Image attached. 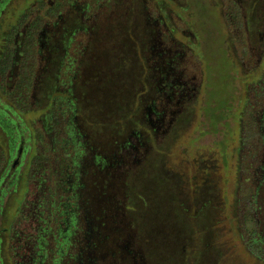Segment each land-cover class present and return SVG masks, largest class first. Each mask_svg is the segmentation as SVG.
I'll list each match as a JSON object with an SVG mask.
<instances>
[{
	"label": "rangeland",
	"instance_id": "obj_1",
	"mask_svg": "<svg viewBox=\"0 0 264 264\" xmlns=\"http://www.w3.org/2000/svg\"><path fill=\"white\" fill-rule=\"evenodd\" d=\"M227 4L224 0H123L120 7L102 5L91 15L99 19V44L87 54L100 61L104 88L99 84L97 90L84 83L91 75L87 70L77 79L82 84L66 78L56 92L37 88L49 70L43 57V26L37 41L42 61L22 119L30 130L22 126L20 136L10 135L0 124V168L11 155L12 163L18 162L21 181L39 180L36 170L53 168V142L60 139L62 126L67 133L61 139L63 149L75 147L85 157L93 152L114 154L109 168L114 179L105 178V195L94 197V210L103 209L99 220L103 233L116 232L122 236L120 245L133 244L136 264H264V181H259L250 158L261 137L248 125L256 95L251 87L264 79V54L259 57L256 49L264 44V24L257 27V8L247 7V11L239 4ZM120 9L128 12L129 19L124 25L116 24L115 30L108 22ZM247 31L254 36L255 49L246 38ZM81 32L71 41L88 46L89 34L82 38ZM189 32L195 34L194 42L182 38ZM14 43L18 45L17 38ZM122 52L125 58L113 65L110 56ZM18 62L0 80L2 105L10 102L1 91L12 89ZM104 68L107 74H102ZM208 73L211 79L200 90L201 79ZM52 95L58 102L52 101L51 111ZM89 99H96V104H88ZM191 101L195 103L188 118L181 124L174 121L163 136L169 122ZM0 121L5 123L6 118L0 116ZM150 126L157 130L156 137L139 142L134 131ZM30 135L34 139L27 141ZM260 153L259 171L264 174V145ZM202 158L213 164L212 196L213 188L201 186L195 161ZM80 159L78 165L83 164ZM145 176L150 177L148 188ZM92 179L96 184L95 176L87 183ZM20 189L14 201L9 193H2L0 209L8 211L9 218L22 201L24 183ZM6 218L1 211L0 232L9 227ZM141 227L149 239L138 234ZM145 238L150 240L148 249Z\"/></svg>",
	"mask_w": 264,
	"mask_h": 264
},
{
	"label": "flooded vegetation",
	"instance_id": "obj_2",
	"mask_svg": "<svg viewBox=\"0 0 264 264\" xmlns=\"http://www.w3.org/2000/svg\"><path fill=\"white\" fill-rule=\"evenodd\" d=\"M224 1L229 6L235 3L239 4L242 9L246 10L247 7L248 9L257 8L256 11L260 12V15L256 16L257 20L255 19L257 27L264 24L262 22L264 0ZM247 18L249 19L248 16ZM166 26L169 29L167 24ZM188 34L186 36L183 33L182 38L194 42L196 40L195 34L191 32ZM246 36L251 41L252 48H254L253 42L255 40L253 34L247 31ZM256 49L258 56L262 57L264 54V44L258 45ZM210 76L211 74L208 73L206 79H201L200 90L203 89L205 82L211 79ZM60 86L64 87L63 84H56L57 88ZM147 87L149 90L148 84ZM251 89L255 91V98L257 100L256 104L255 102L252 103L253 112L251 113L255 116L257 114V118H253L251 124L260 125L258 133L262 138L264 137V79L254 84ZM202 93L206 96V92ZM248 97L246 98V106L249 104ZM193 102H189L186 105V110L182 111L169 122L163 131V136L172 128L174 121L178 124L184 123L185 119L189 116ZM242 116L244 117V112ZM142 123L144 124V122ZM248 125H250V122H248ZM157 133V130L152 129L151 126L149 129L146 128L143 131H134V135L138 136L137 140L139 142L147 140L150 136L156 137ZM53 144L52 152L55 153L52 168L53 180L47 186H44V181L38 179L21 181L20 174L16 170L18 162L14 161L12 163L13 156L8 155L9 158L3 163V168L6 167L5 169L8 168V170L0 183V205L3 190L5 194L9 193V199L14 201L23 183L25 189L22 201L17 206L18 211L16 210L11 218L8 216V211L6 213L9 227L3 228L0 232L1 264H57V262L59 264H77L76 262L78 261L79 264H136L135 250L132 248L133 244L120 245L119 242H121L122 238L120 234L116 232L103 233L99 221L103 209L97 212L94 210V197L103 198L105 195V178L108 180L114 179V173L109 172V168L112 169L113 167V164L111 165L110 162L114 154L105 155L102 152H93L92 155L85 157V155L83 156V152H79L75 147L63 149L62 142L58 138L54 139ZM65 144H68V142ZM129 147L132 146L129 145ZM136 149L137 147H134L135 152ZM80 156L83 164L78 165V157ZM146 161L148 160L146 159ZM195 162L197 167L199 166L201 186L208 184L210 189L213 188L211 190L212 196L214 194L212 191H214V186L216 185L213 164L207 158H202ZM90 176L97 177L96 184H94L93 179L87 183ZM58 178L59 180L61 179V182L58 181ZM149 178V176H145L147 188L150 185ZM7 183L9 184L7 185ZM131 187L133 189V186ZM128 190L131 195L132 190L130 188ZM200 192L201 190L199 194ZM90 193L94 194V196L90 195ZM47 196L50 201H47L49 203V211H47L45 204ZM100 201H96L98 209L100 208ZM29 208H34L36 211H29ZM3 210L4 208L0 209V215L2 211V216L5 217L6 214ZM142 229L144 228H139L138 234H144L149 239L148 236L150 234L147 233V230L143 231ZM128 232L123 234V241ZM144 241V246L148 249L150 240L146 241L145 238ZM26 250L33 253L31 255H23L22 251ZM75 252H80V254L75 255Z\"/></svg>",
	"mask_w": 264,
	"mask_h": 264
},
{
	"label": "trees",
	"instance_id": "obj_3",
	"mask_svg": "<svg viewBox=\"0 0 264 264\" xmlns=\"http://www.w3.org/2000/svg\"><path fill=\"white\" fill-rule=\"evenodd\" d=\"M109 3L120 7V5L123 4V0H0V39L2 40V47L0 48V80L13 65V62L19 60L18 74L12 89L10 91L2 89L1 91L5 94L8 101H10L9 104L6 105L0 103V116L6 118V122L2 123L0 121V124L7 128L8 134L11 135L12 133H16L20 136V128L22 126H24V130H30L29 126L24 124L22 119L24 114L27 115L28 112L27 102L31 91V83L35 76V70L42 61L41 54L43 52L39 49L37 41L39 36H42L40 31L43 26H45L43 37L46 40L44 43L46 54L43 57L47 58L49 70L47 69L42 74L37 88L45 86L47 91L56 92V84L62 85L66 83V78H68V80L73 78L72 82L74 84L76 83V85L77 83L82 84V82L77 81V79L81 78V74L84 70L89 71V75L91 74L84 83L87 82L94 90L99 89V84L104 88V78L103 76H99L100 61H98V58L87 57V54L96 51L97 45L99 44L98 37L100 36L98 32L99 19L98 17L91 18V15L97 13L99 7L102 5H105L107 8L111 7L112 5L108 6ZM112 10H114V8H111V11ZM135 12L136 11L133 13ZM127 13L125 9H120V12H113V16L110 18V23L108 22V25L112 26L115 30L118 28L116 24L124 25L129 19ZM78 31H82V38H85L86 35L89 34L90 41L88 42V46H85L89 49L88 51L85 50V47L77 46L71 41L72 37L75 36V33ZM16 38L18 45L14 43ZM14 46L17 48L15 57V51L13 52ZM117 51L121 52L122 50L117 49ZM84 53H86L85 56H83ZM124 54L125 53L122 52L119 56H110L111 63L113 65L117 64L119 58H125L124 56L126 55ZM106 71H108V68H104L102 74H107L105 73ZM108 78L109 77L106 76L109 83H113L114 80ZM109 94L111 95V93ZM55 97L56 96L52 95L49 99L51 111L53 110V103L58 102V100L54 102ZM89 100L88 104L92 102L96 104V99ZM254 102L255 104L257 103L256 98ZM62 112L63 111H60V113H58L61 114ZM50 113L51 112H49L48 115L51 116ZM249 118V128L254 129V132L259 134L258 130L260 129V125L255 123L251 124L252 119L257 118V114L255 116L250 113ZM5 127L3 128L4 130L6 129ZM61 128L62 126L60 127V133L62 135L59 136L60 141L63 138V134H67L63 132ZM30 136L27 141L34 139V137ZM263 142V138L258 139L257 143L254 144V148L250 151L252 154L250 158L254 161L252 165L253 170H258L256 174L259 175V181H264V174L259 171L262 170L260 165V152L264 145ZM5 168H0V183L7 174L8 168ZM36 172V174H40L41 178L39 180L44 181V186L49 185V182L53 180V170L50 166L43 168L42 171L36 170ZM58 181L61 182V179L59 180L58 178ZM2 193H5L4 190ZM46 198L48 199H46L45 202L46 209L49 211L48 202L50 201L48 196ZM28 210L36 211L34 208H29ZM31 253L33 252L27 250L22 251L23 255H31ZM74 254L78 255L80 252H75ZM76 263L79 264V261ZM57 264H59V262H57Z\"/></svg>",
	"mask_w": 264,
	"mask_h": 264
}]
</instances>
